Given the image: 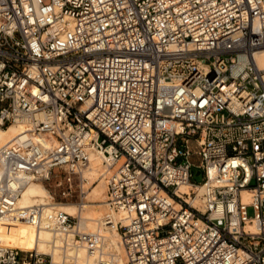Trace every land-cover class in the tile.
<instances>
[{
    "label": "built area",
    "instance_id": "obj_1",
    "mask_svg": "<svg viewBox=\"0 0 264 264\" xmlns=\"http://www.w3.org/2000/svg\"><path fill=\"white\" fill-rule=\"evenodd\" d=\"M263 47L264 0H0V125L26 124L0 144V222L63 237L60 259L0 243V264H123L50 203L52 176L86 199L94 155L125 264H264Z\"/></svg>",
    "mask_w": 264,
    "mask_h": 264
},
{
    "label": "bare ground",
    "instance_id": "obj_2",
    "mask_svg": "<svg viewBox=\"0 0 264 264\" xmlns=\"http://www.w3.org/2000/svg\"><path fill=\"white\" fill-rule=\"evenodd\" d=\"M258 61L261 66H264V47L258 53ZM25 127L26 124L23 120L12 121L7 125H0V144L12 139ZM100 168L101 158L98 155L92 156L90 163L83 168L82 171L85 176L93 177L96 172H99L103 178H96L92 188L89 190V197L84 199L82 203L74 201H50V203L64 208L69 212L77 213L85 228L94 229L93 227H95L96 229H100L104 237L103 247L110 249L115 258H117L119 262L125 264L120 231L115 226L104 223L102 213L100 216V212H102L100 204H103L106 195V177ZM100 181H104L102 185H99ZM180 186L184 190H188L189 188L188 182H182ZM48 193L49 190L44 185L42 179H33L26 184L19 198L20 201L24 202L23 204L32 203L35 197H37L35 200L46 199L43 198V194L48 195ZM93 196H98L101 200L99 202H93L94 200H91ZM117 241L118 250L115 247ZM62 242L63 237L61 234L55 233L49 228H36L32 223L23 218H15L0 222V243L6 245H15L21 248L36 247L38 250L51 252L55 259H60L62 254ZM67 250L76 253L78 255V261L81 264L92 259V255L87 253L83 246L67 247Z\"/></svg>",
    "mask_w": 264,
    "mask_h": 264
},
{
    "label": "rangeland",
    "instance_id": "obj_3",
    "mask_svg": "<svg viewBox=\"0 0 264 264\" xmlns=\"http://www.w3.org/2000/svg\"><path fill=\"white\" fill-rule=\"evenodd\" d=\"M100 170H102L103 171V167H102V163H101V168H100ZM197 171V167L195 168V170H194V178L195 179H197V180H199V179H201V177H202V172H196ZM105 175V174H104ZM96 178H103L101 175H100V173L98 172H96L95 173V175L93 176V177H90L89 178V181L87 182V183H85L86 185L87 184H89L90 182V187H89V190L92 188V185H93V183L96 181ZM55 177H53L52 176V178L49 180V183L51 184V186H52V188L53 189H55V191H57V193L55 194V198H54V201L55 202H59V201H63V200H68V201H74V200H77L79 197H80V194H79V188H80V185L78 184V182H76L75 184H74V190H73V192H72V194L70 195V196H68V197H63V196H61V195H59V193H58V189H59V187H56V184H55ZM93 180V181H92ZM98 180H100V179H98ZM98 180H97V182H98ZM103 182L104 181H100V184L99 185H102L103 184ZM44 184H45V182H44ZM45 186L48 188V186L45 184ZM106 188H107V186H106ZM89 190L87 191V194H86V198H88L89 197ZM105 193H106V189H105ZM44 195V197L43 198H47V194H43ZM42 195V196H43ZM105 197H106V195H105ZM37 197H35V199H36ZM35 199L32 201V202H34L35 201ZM85 199V198H84ZM19 200H20V198H19ZM91 200H94L93 202H99L101 199L98 197V196H93L92 197V199ZM50 201H52V200H50ZM21 203H22V205H24L23 203L24 202H22V201H20ZM75 202V201H74ZM26 204H29V203H26ZM100 206H101V208H102V212H100V216H101V213L103 214V204L101 205L100 204ZM248 211L250 212V213H252L253 212V208H252V206L250 205V206H248ZM76 212V211H75ZM94 229H96L95 227H93ZM100 230V229H99ZM101 231V230H100ZM102 232V231H101ZM42 236H43V234H42ZM118 241H119V237H118ZM118 241H117V243H116V249H117V246H118ZM118 250V249H117ZM116 250V251H117ZM89 259H91V258H89Z\"/></svg>",
    "mask_w": 264,
    "mask_h": 264
},
{
    "label": "trees",
    "instance_id": "obj_4",
    "mask_svg": "<svg viewBox=\"0 0 264 264\" xmlns=\"http://www.w3.org/2000/svg\"><path fill=\"white\" fill-rule=\"evenodd\" d=\"M7 125V124H6ZM63 201H68V200H63Z\"/></svg>",
    "mask_w": 264,
    "mask_h": 264
},
{
    "label": "water",
    "instance_id": "obj_5",
    "mask_svg": "<svg viewBox=\"0 0 264 264\" xmlns=\"http://www.w3.org/2000/svg\"><path fill=\"white\" fill-rule=\"evenodd\" d=\"M196 172H199L198 170Z\"/></svg>",
    "mask_w": 264,
    "mask_h": 264
},
{
    "label": "crops",
    "instance_id": "obj_6",
    "mask_svg": "<svg viewBox=\"0 0 264 264\" xmlns=\"http://www.w3.org/2000/svg\"><path fill=\"white\" fill-rule=\"evenodd\" d=\"M45 185V184H44ZM48 189V188H47Z\"/></svg>",
    "mask_w": 264,
    "mask_h": 264
}]
</instances>
